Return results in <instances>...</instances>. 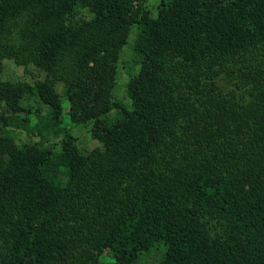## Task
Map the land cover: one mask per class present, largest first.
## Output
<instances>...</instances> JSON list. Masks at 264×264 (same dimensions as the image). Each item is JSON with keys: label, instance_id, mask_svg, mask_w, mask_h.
Segmentation results:
<instances>
[{"label": "trees", "instance_id": "trees-1", "mask_svg": "<svg viewBox=\"0 0 264 264\" xmlns=\"http://www.w3.org/2000/svg\"><path fill=\"white\" fill-rule=\"evenodd\" d=\"M148 1L0 0V264H264V0Z\"/></svg>", "mask_w": 264, "mask_h": 264}, {"label": "rangeland", "instance_id": "rangeland-1", "mask_svg": "<svg viewBox=\"0 0 264 264\" xmlns=\"http://www.w3.org/2000/svg\"><path fill=\"white\" fill-rule=\"evenodd\" d=\"M157 0H149L146 5L147 7H153L156 4ZM134 32L131 31L127 44L123 47L120 59L117 65V75L114 85V91L113 95L115 98L123 99L124 101H127L126 95H125V83L128 80L129 75V69H128V55H130L129 46L133 42ZM0 78L5 81H10L12 83L16 82H27L32 83V81L37 79H42L43 75L42 73L36 71L33 68H28L26 71L22 69V67H19L15 65L13 62L9 60H5L2 65V71L0 73ZM24 105H27L24 103ZM29 105L31 107V110L36 108L40 111V116H44L47 113V107L45 105H42L39 103L36 99H31L29 101ZM26 107V106H25ZM12 113L10 111H5L6 116H10ZM25 112H21L19 114H16L19 117L24 116ZM33 121H36V119H33ZM64 125H66V128H68L72 134L73 137L76 138V144L77 146L82 150H90L92 148H95L98 144L96 140H94L90 134V125L89 124H78V125H71L67 119H64ZM1 126V121H0ZM17 135L20 140L23 141H36L39 139L36 135H31L30 133H26L25 131L19 132L16 130ZM55 140V139H54ZM159 251H163V247L161 245L156 246V249L153 250L150 254L145 255L143 254L138 264H151L154 261L157 260L159 256ZM98 264H115L113 258L106 253H103L99 256V262Z\"/></svg>", "mask_w": 264, "mask_h": 264}]
</instances>
